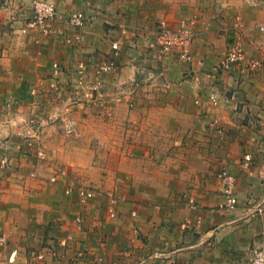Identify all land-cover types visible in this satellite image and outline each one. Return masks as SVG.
Masks as SVG:
<instances>
[{
  "label": "crops",
  "instance_id": "0c3cea01",
  "mask_svg": "<svg viewBox=\"0 0 264 264\" xmlns=\"http://www.w3.org/2000/svg\"><path fill=\"white\" fill-rule=\"evenodd\" d=\"M52 1L61 15L25 31L33 0H0V264L243 263L264 246V0ZM184 19L191 61L156 44ZM234 40L243 66L219 74Z\"/></svg>",
  "mask_w": 264,
  "mask_h": 264
},
{
  "label": "built area",
  "instance_id": "2783aa9c",
  "mask_svg": "<svg viewBox=\"0 0 264 264\" xmlns=\"http://www.w3.org/2000/svg\"><path fill=\"white\" fill-rule=\"evenodd\" d=\"M60 15L61 14L57 11L56 5L52 0H33V13L31 15L30 20L27 22V25L23 27L22 30L26 31V29L28 28L42 27L49 20H53L59 17ZM68 18L69 21L74 25H82L85 23V13L83 11L71 13ZM260 28L261 30H264V24L260 25ZM156 30V44L160 53L165 54L171 52L182 60H192L193 42L196 37V30L194 28L193 19L182 20L176 25L171 24L166 20H160L156 24ZM113 46L115 48L118 47L117 44H114ZM243 59L244 53L238 43L231 45L219 64V74L231 71L234 65H241ZM248 64L254 66L251 61ZM101 68L106 70L109 68V66L103 65ZM209 97L214 103H217V101L219 100V97L215 92L211 93ZM62 119H64V117H62ZM64 120L66 122V130L68 132H71L73 129V121L70 119ZM27 124L30 125V129L28 132L32 130L30 138L38 140L41 137L40 127L42 123L36 121V119L33 118L28 121ZM27 137H29V135H27ZM1 150L2 149L0 147V166H5L9 163V159L5 155H1ZM36 150L37 155L39 157L43 158L45 156L44 149H42V146L39 145ZM249 162L250 157L246 156L244 165L248 166ZM258 174L261 177H264V166L259 167ZM60 175L66 176L67 171L62 168L59 169L58 172H54L50 176V180L53 182L60 181ZM221 176L224 179L223 193L226 197V202L224 206H226L227 208H234L238 203V198L235 194L236 176L227 169L222 170ZM70 190H72L71 187H69V191ZM77 192L82 202L86 201L88 198H91L94 195V191L86 187L77 188ZM255 207L256 212L261 213L263 211L262 204H256ZM111 211H113V209ZM76 225L81 226V218L76 220ZM7 240V235L1 233L0 246L7 243ZM240 264H264V246H254L246 255L244 262Z\"/></svg>",
  "mask_w": 264,
  "mask_h": 264
},
{
  "label": "rangeland",
  "instance_id": "374dc122",
  "mask_svg": "<svg viewBox=\"0 0 264 264\" xmlns=\"http://www.w3.org/2000/svg\"><path fill=\"white\" fill-rule=\"evenodd\" d=\"M84 12V11H83ZM85 13V12H84ZM86 18V17H85ZM185 20V19H184ZM182 21V20H181ZM83 25V24H82ZM82 25H76V26H82ZM260 25H262V24H260ZM260 25H259V29L261 30V28H260ZM235 43H237L235 40L234 41H232V44L231 45H233V44H235ZM114 45V44H113ZM118 45V44H117ZM115 48V47H114ZM250 62V61H249ZM249 62H247V67H248V69H254V68H256L258 65H259V62L257 61V60H251V62L254 64V66H251L250 64H248ZM243 65L241 64V67H242ZM31 140H32V138H31ZM1 147V146H0ZM36 152H37V150H36ZM37 158H42V157H39L38 155H37ZM44 158V157H43ZM264 166V165H263ZM262 166V167H263ZM59 169H61V168H57V169H55V171L54 172H58L59 171ZM224 169H226V168H224ZM259 169V168H258ZM223 170V169H222ZM222 170L220 171V173H219V176H220V178H221V181H222V192H223V187H224V179L222 178V176H221V172H222ZM228 170V169H227ZM262 178H264V177H262ZM50 179V178H49ZM236 182H237V177H236ZM235 182V183H236ZM236 186H237V183H236V185H235V194H236V196H237V193H236ZM223 195H224V193H223ZM238 198V197H237ZM225 202H226V197H225ZM225 202L223 203V206L225 205ZM238 204V203H237ZM194 205H196V202L194 201ZM237 206V205H236ZM235 206V207H236ZM224 207H226V206H224ZM234 207V208H235ZM227 208V207H226ZM234 208H228V209H234ZM139 235H140V233H138Z\"/></svg>",
  "mask_w": 264,
  "mask_h": 264
}]
</instances>
